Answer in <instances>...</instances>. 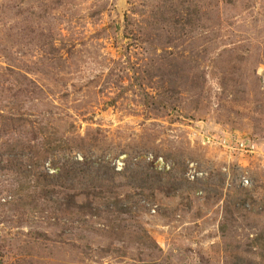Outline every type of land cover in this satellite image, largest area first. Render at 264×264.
Listing matches in <instances>:
<instances>
[{"label":"rangeland","instance_id":"1","mask_svg":"<svg viewBox=\"0 0 264 264\" xmlns=\"http://www.w3.org/2000/svg\"><path fill=\"white\" fill-rule=\"evenodd\" d=\"M0 264H264V0H0Z\"/></svg>","mask_w":264,"mask_h":264},{"label":"built area","instance_id":"2","mask_svg":"<svg viewBox=\"0 0 264 264\" xmlns=\"http://www.w3.org/2000/svg\"><path fill=\"white\" fill-rule=\"evenodd\" d=\"M191 178H193V176H191Z\"/></svg>","mask_w":264,"mask_h":264}]
</instances>
